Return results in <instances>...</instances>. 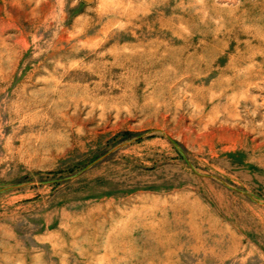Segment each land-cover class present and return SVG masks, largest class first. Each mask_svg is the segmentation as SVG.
Masks as SVG:
<instances>
[{
	"label": "rangeland",
	"instance_id": "1",
	"mask_svg": "<svg viewBox=\"0 0 264 264\" xmlns=\"http://www.w3.org/2000/svg\"><path fill=\"white\" fill-rule=\"evenodd\" d=\"M0 264H264V0H0Z\"/></svg>",
	"mask_w": 264,
	"mask_h": 264
}]
</instances>
